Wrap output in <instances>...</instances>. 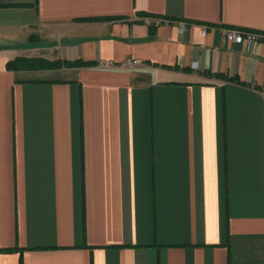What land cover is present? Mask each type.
Instances as JSON below:
<instances>
[{"label":"crops","instance_id":"crops-1","mask_svg":"<svg viewBox=\"0 0 264 264\" xmlns=\"http://www.w3.org/2000/svg\"><path fill=\"white\" fill-rule=\"evenodd\" d=\"M228 28L264 0H0V264H264V44Z\"/></svg>","mask_w":264,"mask_h":264},{"label":"built area","instance_id":"built-area-1","mask_svg":"<svg viewBox=\"0 0 264 264\" xmlns=\"http://www.w3.org/2000/svg\"><path fill=\"white\" fill-rule=\"evenodd\" d=\"M160 23V22H157ZM177 26L180 30H186L187 24L183 22H178ZM202 33H206V28H203ZM224 37L231 42L237 43V44H243V43H252V44H264V33L254 32V31H245V30H237V29H224L222 31ZM140 62L138 60L134 59H128L124 62V66L131 68L139 65Z\"/></svg>","mask_w":264,"mask_h":264}]
</instances>
